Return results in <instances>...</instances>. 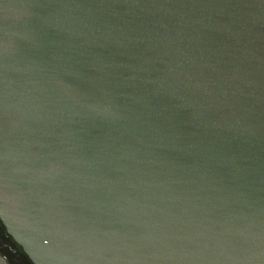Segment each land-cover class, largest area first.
<instances>
[{
  "label": "water",
  "instance_id": "95a60500",
  "mask_svg": "<svg viewBox=\"0 0 264 264\" xmlns=\"http://www.w3.org/2000/svg\"><path fill=\"white\" fill-rule=\"evenodd\" d=\"M0 222L31 264H264V0H0Z\"/></svg>",
  "mask_w": 264,
  "mask_h": 264
},
{
  "label": "flooded vegetation",
  "instance_id": "af4514ba",
  "mask_svg": "<svg viewBox=\"0 0 264 264\" xmlns=\"http://www.w3.org/2000/svg\"><path fill=\"white\" fill-rule=\"evenodd\" d=\"M0 255L7 261L8 264H31L28 258L21 251L20 247L15 244L9 235L6 234L1 222Z\"/></svg>",
  "mask_w": 264,
  "mask_h": 264
}]
</instances>
